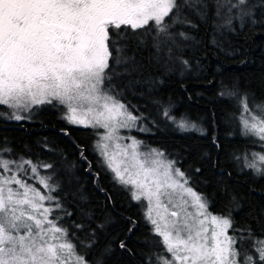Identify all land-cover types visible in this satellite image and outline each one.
Wrapping results in <instances>:
<instances>
[{
  "label": "snow or ice",
  "instance_id": "1",
  "mask_svg": "<svg viewBox=\"0 0 264 264\" xmlns=\"http://www.w3.org/2000/svg\"><path fill=\"white\" fill-rule=\"evenodd\" d=\"M213 3L217 17L227 11L228 25L238 18L243 26L246 17L256 24L255 10H264V0ZM208 6L206 0H0V106L11 110L0 111V117L20 121L27 118L21 113L55 101L67 109L64 118L69 124L105 129L95 148L113 179L131 186L133 200L146 202L145 219L161 238L164 253L156 256V264H264V235L256 237L251 228H235L229 235L232 219L208 211L207 199L190 186L174 160L159 149H145L143 141L118 134L142 119L110 94L117 73L110 70L109 61L135 64V56L126 54L125 41L131 38L127 29L134 35L153 22L157 36L166 37L153 47L159 51L160 43L171 42L178 48L168 29L177 23L195 28L182 18L183 11L194 10L204 20ZM179 36L190 38L183 32ZM143 45L144 40L137 42V47ZM168 51L171 58L172 49ZM241 103L248 114L241 116L242 134L264 141V104L256 105L261 114L253 115L246 97ZM164 115L169 117L167 110ZM169 118L181 130L195 127L185 118ZM124 139L131 142L124 144ZM4 152L11 149L0 148V264H87L76 251L74 234L60 225L62 217L52 216L62 208L51 195L58 185L38 172L52 165L7 160ZM252 156L251 161L245 156V166L264 175V154ZM25 165L47 194L21 178L19 174L27 173Z\"/></svg>",
  "mask_w": 264,
  "mask_h": 264
},
{
  "label": "trees",
  "instance_id": "2",
  "mask_svg": "<svg viewBox=\"0 0 264 264\" xmlns=\"http://www.w3.org/2000/svg\"><path fill=\"white\" fill-rule=\"evenodd\" d=\"M206 2L204 20L194 10L183 11L195 28L177 23L168 29L178 48L160 43L157 51L153 45L166 37L157 36L153 23L134 35L128 28L126 54L135 56V64L109 61L117 73L110 94L142 117L150 131L143 141L176 162L208 209L232 219L231 235L235 228H251L261 237L264 175L247 168L245 156L251 161L262 148L254 135L242 134L241 101L246 97L252 112L264 104V10H255L256 24L246 17L243 26L238 18L228 25L227 11L217 17L213 0ZM141 39L144 45L137 47ZM166 110L195 127L181 130ZM63 111L52 103L34 107L29 120L0 117V148L11 149L10 159L52 165L46 173L58 185L52 196L62 205L59 223L74 234L76 251L88 264H156L164 253L144 207L113 179L95 148V132L69 124Z\"/></svg>",
  "mask_w": 264,
  "mask_h": 264
},
{
  "label": "rangeland",
  "instance_id": "3",
  "mask_svg": "<svg viewBox=\"0 0 264 264\" xmlns=\"http://www.w3.org/2000/svg\"><path fill=\"white\" fill-rule=\"evenodd\" d=\"M150 23H153V22H150ZM121 102V101H120ZM54 104H56V105H58V106H60V107H62L63 108V113H64V117H65V114H66V111H67V109L63 106V105H60V104H58L57 102H53ZM121 103H123V102H121ZM124 104V103H123ZM6 107V106H5ZM36 107V106H35ZM7 108V107H6ZM34 108V107H33ZM32 108V109H33ZM128 108V107H127ZM32 111V110H31ZM31 111L30 112H26V113H21L22 115H24L25 117H27L26 119H22V120H29L30 119V116H31ZM128 111L132 114V115H134V116H136L129 108H128ZM11 112V110L10 109H8L7 108V112H6V114H8V113H10ZM252 114L253 115H260L261 113H260V110L259 109H257V108H255L254 110H253V112H252ZM243 115H248V114H245V113H243ZM137 117H139V116H137ZM8 120H12V121H17V120H14V119H8ZM66 120V119H65ZM21 121V120H20ZM67 121V120H66ZM71 125H73V126H77V127H82V128H90V129H92L94 132H95V137H96V143H97V141L100 139V137L105 133V129H103V128H93V127H84V126H81V125H74V124H71ZM141 128H143V129H145V131H140V129ZM149 129L147 128V126L143 123V121H141V119H139V120H137L136 121V126L135 127H133V128H131V129H129V128H121V129H119L118 130V134L121 136V137H125V138H127V137H133V138H135V139H137V140H139V141H143V138L141 137L142 135H146V134H149ZM251 135V134H250ZM252 137H253V135H251ZM255 136V135H254ZM257 139H258V141L260 142V147L262 148V151L261 152H257V153H261V154H264V141H260L259 140V138L257 137V136H255ZM131 141L130 140H128V139H124L123 141H122V143H124V144H128V143H130ZM143 145H144V147H145V149L146 148H156V149H159V148H157V147H154V146H151V145H148V144H146L144 141H143ZM159 150H161V149H159ZM162 151V150H161ZM97 153H98V151H97ZM165 154V153H164ZM2 155H3V158L4 159H7V160H12V161H17V162H19L21 159H10V158H8V155H9V152H4V153H2ZM98 155H99V153H98ZM100 156V155H99ZM165 156H166V154H165ZM101 157V156H100ZM167 157V156H166ZM168 158V157H167ZM101 159H102V157H101ZM169 160H171L170 158H168ZM25 160H29V159H25ZM32 161V160H31ZM33 162V164H37V165H40V164H43V163H37V162H35V161H32ZM106 166V165H105ZM25 167V169H27V173L26 174H19L20 176H21V178L22 179H25V180H27V182L29 183V184H32L33 186H35L36 188H38L39 190H41L44 194H47V189H44L43 188V186L42 185H40L38 182H37V178L36 177H33L32 176V173H31V170H30V166L29 165H25L24 166ZM107 167V166H106ZM177 167V166H176ZM46 170H47V168H43V167H39L38 168V172H39V176L40 177H45V176H50V174L49 173H46ZM13 171H15V167L13 166ZM113 175H114V173L111 171V170H109ZM0 173H2V170H0ZM4 174H7V175H11V173H4ZM50 183L52 184V182L50 181ZM15 187V186H14ZM131 186H129V188H130ZM128 188V189H129ZM53 193V192H52ZM52 193H51V195H52ZM130 194H131V192H130ZM135 201V200H134ZM137 202V201H136ZM46 204H48V202L46 201L45 202ZM141 203V205L144 207V213H145V206H144V204L146 203V202H140ZM52 207H54L55 206V201H53L52 202V205H51ZM57 211H58V209H56L54 212H53V214H52V216L53 217H61L59 214H57ZM208 211L210 212V213H212L209 209H208ZM212 214H214V215H218V214H215V213H212ZM218 216H220V215H218ZM221 217H223V216H221ZM61 221V219L59 220V222ZM150 224V223H149ZM151 225V224H150ZM152 226V225H151ZM153 227V226H152ZM229 235H231L230 234V229H229ZM161 239V238H160ZM80 255V254H79ZM87 264H88V262H87Z\"/></svg>",
  "mask_w": 264,
  "mask_h": 264
},
{
  "label": "flooded vegetation",
  "instance_id": "4",
  "mask_svg": "<svg viewBox=\"0 0 264 264\" xmlns=\"http://www.w3.org/2000/svg\"><path fill=\"white\" fill-rule=\"evenodd\" d=\"M150 24V23H149ZM122 27H124V26H122Z\"/></svg>",
  "mask_w": 264,
  "mask_h": 264
}]
</instances>
